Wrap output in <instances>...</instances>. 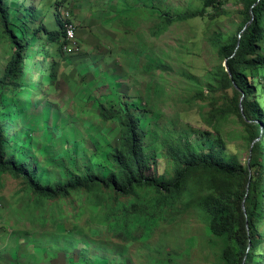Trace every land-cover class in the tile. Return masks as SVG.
<instances>
[{
  "label": "rangeland",
  "instance_id": "obj_1",
  "mask_svg": "<svg viewBox=\"0 0 264 264\" xmlns=\"http://www.w3.org/2000/svg\"><path fill=\"white\" fill-rule=\"evenodd\" d=\"M63 2L5 0L11 26L26 45L23 66L0 86V123L17 164L46 186L86 174L110 177L126 108L140 122L146 152L157 153L147 175L174 177L169 141L199 152L217 148L249 164V129L226 110L234 92L215 81L225 66L217 43L240 32L243 6L231 0L203 17L167 24L202 8L203 0H72L55 8ZM61 20L77 26L81 50L75 55L51 44L42 29L59 30ZM13 55L0 24V78ZM103 106L114 111L112 120L104 119ZM207 194L193 178L151 237L139 223L130 236L107 227L113 211L105 204L93 211L85 191L32 208L35 197L23 181L0 173V264H223L224 243L202 209ZM120 201L125 207L116 214L124 219L135 200ZM259 229L264 236V222Z\"/></svg>",
  "mask_w": 264,
  "mask_h": 264
},
{
  "label": "trees",
  "instance_id": "obj_2",
  "mask_svg": "<svg viewBox=\"0 0 264 264\" xmlns=\"http://www.w3.org/2000/svg\"><path fill=\"white\" fill-rule=\"evenodd\" d=\"M69 1L64 0L55 8H62L64 4L70 3ZM229 1L231 0H203L202 8L178 14L170 18L167 24L203 17L208 9H220ZM233 1L243 6L244 20L239 33L227 41L217 43L216 48L223 64L228 60L230 72L223 65L215 76V81L219 89L234 92V96L230 97L231 106L226 110L231 109L243 119L249 129L252 144L260 139L254 147L252 161L247 166L229 158L217 148L210 152H199L183 142L169 141L168 153L177 163L174 177L165 179L147 175L144 169L157 159V153L146 152L145 136L141 131L140 122L130 109L126 108L120 122L121 143L111 153L116 171L111 173L110 177L86 174L73 177L57 186L43 185L36 179L34 172L17 164L8 156L7 127L1 123L0 173L10 174L13 178L23 181L28 191L34 194L32 208L40 209L46 200L65 199L74 193L85 191L90 196L88 206L93 211H100L103 204L108 211H113L114 214L106 215L107 227L112 226L114 230L118 229L117 231L133 236L131 231L136 227V223H139L144 227V235L148 237L152 236L161 220L177 208L186 195L190 181L196 178L200 186L208 191L201 202L202 209L213 236L224 243L223 264H244L246 258L247 264H264V251H260L264 245V236L259 229V225L264 222V107L259 96L261 91L264 93V0ZM253 18L254 22L243 34L241 46L237 50L241 32ZM18 21L23 23L20 18ZM0 24L14 50V55L0 78L2 86L23 66L26 45L11 26L5 0H0ZM41 24L43 26V22ZM63 28L64 20L59 22V30L56 31L42 27L51 44L61 45ZM242 100L246 117L242 113ZM226 110L222 113L229 117L230 114ZM102 111L105 120L115 117L114 111L106 106L102 107ZM122 197L135 200L130 209L126 206L128 211L124 219L116 214L119 206L125 207L120 201ZM109 200H114L117 206L111 209L110 203H106Z\"/></svg>",
  "mask_w": 264,
  "mask_h": 264
},
{
  "label": "built area",
  "instance_id": "obj_3",
  "mask_svg": "<svg viewBox=\"0 0 264 264\" xmlns=\"http://www.w3.org/2000/svg\"><path fill=\"white\" fill-rule=\"evenodd\" d=\"M64 37L62 39L63 51L67 55H75L81 50V45L77 39V26L70 20H64ZM61 45V46H62Z\"/></svg>",
  "mask_w": 264,
  "mask_h": 264
},
{
  "label": "water",
  "instance_id": "obj_4",
  "mask_svg": "<svg viewBox=\"0 0 264 264\" xmlns=\"http://www.w3.org/2000/svg\"><path fill=\"white\" fill-rule=\"evenodd\" d=\"M259 4H260V2L257 4V6H258ZM257 6H256V7H257ZM252 14H253V17H254V11H253V10H252ZM253 22H254V18H253V20H252L251 22H249V24H248V25L244 28V30L241 32V35H240V41H239V44H238V48H237V50H239V48H240V46H241V39H242V37H243V34L246 32V30L248 29V27H249ZM225 67H226L227 71L230 72L229 65H228V60L225 62ZM231 76H232V75H231ZM244 98H245V96L243 97V100H244ZM243 100H242V102H241V108H242V113H243L244 117H246V116H245V113H244V110H243ZM258 141H260V139L256 140V141L254 142L252 148H251V159H250V163H251L252 158H253L254 147H255V145H256V143H257ZM249 187H250V185H249ZM248 189H249V188H248ZM244 210H245V212H246V201H245V203H244ZM248 230H250V229H249V224H248ZM244 264H247V258L245 259Z\"/></svg>",
  "mask_w": 264,
  "mask_h": 264
},
{
  "label": "crops",
  "instance_id": "obj_5",
  "mask_svg": "<svg viewBox=\"0 0 264 264\" xmlns=\"http://www.w3.org/2000/svg\"><path fill=\"white\" fill-rule=\"evenodd\" d=\"M72 3V0L70 1V3L69 4H71ZM81 20V19H80ZM83 21V20H82Z\"/></svg>",
  "mask_w": 264,
  "mask_h": 264
},
{
  "label": "clouds",
  "instance_id": "obj_6",
  "mask_svg": "<svg viewBox=\"0 0 264 264\" xmlns=\"http://www.w3.org/2000/svg\"><path fill=\"white\" fill-rule=\"evenodd\" d=\"M71 1V0H70Z\"/></svg>",
  "mask_w": 264,
  "mask_h": 264
}]
</instances>
